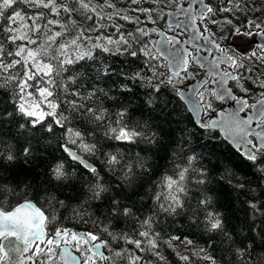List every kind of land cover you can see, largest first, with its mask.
Listing matches in <instances>:
<instances>
[{"label":"snow or ice","instance_id":"obj_1","mask_svg":"<svg viewBox=\"0 0 264 264\" xmlns=\"http://www.w3.org/2000/svg\"><path fill=\"white\" fill-rule=\"evenodd\" d=\"M164 89L264 176V0H0V125L16 128L0 139V264H171L165 249L182 264H264V183L231 168L213 177L191 130L132 118L135 98L152 109ZM38 132L87 172L75 202L59 195L75 178L62 159L46 187L10 178L36 158ZM140 145L167 153L159 176L151 157L131 152ZM214 180L246 191L251 235L229 229ZM144 181L147 209L120 195ZM180 216L206 246L166 232L162 221Z\"/></svg>","mask_w":264,"mask_h":264},{"label":"trees","instance_id":"obj_2","mask_svg":"<svg viewBox=\"0 0 264 264\" xmlns=\"http://www.w3.org/2000/svg\"><path fill=\"white\" fill-rule=\"evenodd\" d=\"M165 25V21L160 22ZM156 39V37H153ZM203 73L197 79L202 78ZM195 81L187 80L181 87L186 89ZM211 86V85H210ZM235 90V89H234ZM143 93L140 97L135 98L134 110L131 115L133 119H140L141 113L143 118L149 119L153 125H158L164 133H168L169 130H191L193 133V147L197 149V152L202 154L205 164L209 167L213 177H219L225 168H231L232 171L239 177H242L245 183L251 184L256 187L258 184L264 183V176H262L251 164V162L245 161L239 153L234 151L219 135L218 132L213 131L208 133L196 127L195 122L186 110L185 106L179 100V98L169 89H164L158 96L156 106L149 109L142 103ZM6 97H0V106H3V101ZM253 102V101H250ZM217 110L225 109L224 102L217 101L215 103ZM216 113H212L211 116L205 115L204 119H210L214 117ZM166 117V119H165ZM11 129V131H9ZM16 131L14 123H5L0 125V139L8 140L11 138V133ZM58 131V130H57ZM24 137L21 136L17 143V149L24 143ZM36 139L39 140L37 144L36 140H33L34 151L39 148L36 158L32 161L31 165L25 166L22 163H17L14 168L8 169L10 178L16 182L24 180L26 183H33L38 188L48 186V168L50 165L57 162V160H64L65 167L69 173L75 172V178L70 181V186L59 193L60 198L65 197L75 202V198L78 192L75 189L80 187L81 177L87 176V172L81 165L76 162H72L60 148V143L52 134H36ZM131 152H139L141 156L151 157L155 164V171L153 176H159L167 166V153L163 150L157 152L155 149H149L146 145H140L139 147L133 146ZM128 153L129 155L131 154ZM91 162L97 163L92 160ZM27 174V177L25 176ZM108 179H113L107 177ZM114 182V180H113ZM148 187L146 181L138 182V186L135 190L125 189L120 192L122 197H130V201H135L137 207L147 209L151 204V201L146 199L141 202L139 197L144 195L145 189ZM213 189L210 195L213 196L215 206L224 213L226 217L230 218L228 227L230 230L241 231L242 235H251L248 232V225L253 222L249 218V209L246 204L248 195L245 190H234L231 185L226 181L216 182L209 186ZM103 207V205H101ZM261 218H257L259 223ZM67 226L75 227L77 230H85L86 226L73 225L72 223L65 221ZM162 226L165 228L168 234L187 236L194 240L197 245L206 246L205 239L199 232L190 225L189 221L185 217L180 216L173 222L171 218L162 221ZM178 243V242H177ZM179 250L184 251V246L179 245ZM215 251L217 255L220 254L219 249H210ZM165 254L168 256L171 264H182V262L174 255L171 250L165 249ZM196 264H203V262L197 261Z\"/></svg>","mask_w":264,"mask_h":264},{"label":"water","instance_id":"obj_3","mask_svg":"<svg viewBox=\"0 0 264 264\" xmlns=\"http://www.w3.org/2000/svg\"><path fill=\"white\" fill-rule=\"evenodd\" d=\"M157 39H159V37H157ZM260 38L259 37H256L255 36V40H259ZM195 83H193V84H191L190 86H193ZM190 86H188V87H190ZM187 87V88H188ZM186 88V89H187ZM179 98V97H178ZM180 100V99H179ZM181 102H182V104L185 106V108H186V110L188 111V113L190 114V116L192 117V119H193V121L195 122L197 119H199V117H197L196 115H195V113H193L192 111H190L189 110V107L185 104V102L184 101H182V100H180ZM224 104H225V109L226 108H229V107H235V105H234V102H231V101H225L224 102ZM215 117V116H214ZM216 132H218L219 133V135L221 136V138L234 150V151H236L237 153H238V151H237V148H236V146H234L230 141H227V140H225L224 139V136H223V134L221 133V132H219L218 130L216 131ZM65 155L67 156V154L65 153ZM68 157V156H67ZM69 158V157H68ZM70 159V158H69ZM71 160V159H70ZM72 161V160H71ZM73 162V161H72ZM83 168V167H82Z\"/></svg>","mask_w":264,"mask_h":264},{"label":"rangeland","instance_id":"obj_4","mask_svg":"<svg viewBox=\"0 0 264 264\" xmlns=\"http://www.w3.org/2000/svg\"><path fill=\"white\" fill-rule=\"evenodd\" d=\"M251 39L255 40V36H254V37H252Z\"/></svg>","mask_w":264,"mask_h":264},{"label":"flooded vegetation","instance_id":"obj_5","mask_svg":"<svg viewBox=\"0 0 264 264\" xmlns=\"http://www.w3.org/2000/svg\"><path fill=\"white\" fill-rule=\"evenodd\" d=\"M156 39H157V37H156ZM203 73V72H202ZM203 77V76H202Z\"/></svg>","mask_w":264,"mask_h":264}]
</instances>
